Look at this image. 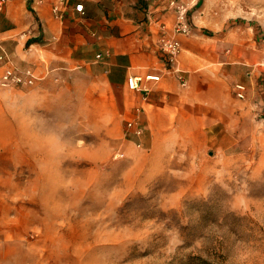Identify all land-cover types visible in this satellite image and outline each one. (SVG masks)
<instances>
[{"label":"rangeland","instance_id":"1","mask_svg":"<svg viewBox=\"0 0 264 264\" xmlns=\"http://www.w3.org/2000/svg\"><path fill=\"white\" fill-rule=\"evenodd\" d=\"M133 1L139 15L146 1ZM234 13L253 36L233 45L264 46V0ZM37 43L35 31L0 39L35 70ZM236 61L193 83L182 72L185 86L173 75L140 138L123 93L84 71L0 85V264H264V58Z\"/></svg>","mask_w":264,"mask_h":264},{"label":"crops","instance_id":"2","mask_svg":"<svg viewBox=\"0 0 264 264\" xmlns=\"http://www.w3.org/2000/svg\"><path fill=\"white\" fill-rule=\"evenodd\" d=\"M145 1L146 8L138 15L131 13L141 6L133 0H4L0 7V39L35 31L45 43L34 44L41 53H29L25 60L37 66L36 72L58 75L84 71L105 87L123 93V112L131 109L134 113L140 108L144 113L165 101L174 89L175 75L165 74L151 83L146 101L126 88L129 76L162 74L165 65L157 42L163 34L173 35L171 0ZM177 1L186 4L191 27L188 35H175L180 42L177 66L191 82L207 63H216L221 70L232 68L238 57L243 65L264 58V46H257L255 41L246 48L244 44L243 48L233 45L239 32L248 39L253 36L250 26L234 25V7L241 0ZM76 4H83V14L74 11ZM128 4L133 7L125 11ZM54 5L59 6L60 17L53 13Z\"/></svg>","mask_w":264,"mask_h":264},{"label":"built area","instance_id":"3","mask_svg":"<svg viewBox=\"0 0 264 264\" xmlns=\"http://www.w3.org/2000/svg\"><path fill=\"white\" fill-rule=\"evenodd\" d=\"M4 0H0V7H2ZM169 7L175 14V23L173 25V35L167 36L163 34L160 36L157 46L161 55V61L165 65L161 75H145V76H129L126 79V88L132 93L141 94L143 101H146L148 95L152 91L151 83H156L160 80L161 76L165 74H175L181 86L186 85V80L182 75V71L177 66V58L180 53V42L175 37L176 34L188 35L191 32V27L188 21V8L185 3L171 0ZM53 13L56 17L59 15V6L52 7ZM74 11L83 14V4H76ZM97 58H100L98 55ZM43 76H39L35 69L32 67L19 68L13 62L11 56L0 46V85L5 88L11 87H29L34 85ZM235 94L239 99L245 97V86L242 84L235 85ZM133 118L126 122V127L135 137L142 136V129L138 126L137 119L140 115L141 109L135 108ZM141 147L140 143L136 144ZM119 157V155H117Z\"/></svg>","mask_w":264,"mask_h":264}]
</instances>
